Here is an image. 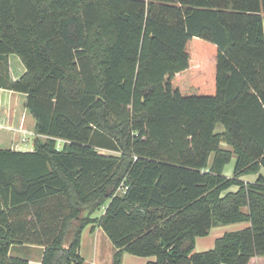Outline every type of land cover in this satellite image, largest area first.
Listing matches in <instances>:
<instances>
[{
    "label": "trees",
    "instance_id": "1",
    "mask_svg": "<svg viewBox=\"0 0 264 264\" xmlns=\"http://www.w3.org/2000/svg\"><path fill=\"white\" fill-rule=\"evenodd\" d=\"M11 53L25 70L0 86L36 136L32 150L0 148V264H30L9 254L25 244L43 247L40 264H81L93 222L112 264L264 256V176L239 180L264 167V0H0Z\"/></svg>",
    "mask_w": 264,
    "mask_h": 264
},
{
    "label": "crops",
    "instance_id": "2",
    "mask_svg": "<svg viewBox=\"0 0 264 264\" xmlns=\"http://www.w3.org/2000/svg\"><path fill=\"white\" fill-rule=\"evenodd\" d=\"M5 58L7 59V63H6L7 67H6L5 75H3L2 73V68H1L3 66V63H2L0 64V77L2 76L4 79L7 78V80L8 79L13 80L24 72L25 69L23 68L24 65L21 60L20 61L22 64L14 63V67H15V70H14L13 65L11 64V58L9 56H6ZM3 59L4 57L0 56V62H2ZM1 81L4 82V80L2 79ZM17 107H22L21 105H17V93L11 89L0 86V130L5 131V129H16L17 128L16 126H18L19 128L18 130H22V131L24 130L25 133L28 134L29 132H32V131H30L29 129L23 126L25 113H26L25 108H23V111L21 112V116L19 118L20 124H16L17 121H15V117H16L15 113L17 111ZM3 149H12V148L5 147ZM13 149L26 150V149H17V148H13ZM27 150H32V149H27ZM234 162H235V157H232L231 158V169L229 168L230 170L226 171L225 170L226 168L224 167L223 172L225 173V175L229 177L233 175ZM259 174L264 176V167H260L259 170L254 173L242 174L239 177V180L243 181L244 183L254 182ZM237 189H238L237 186L231 187V190L233 191ZM97 211L100 212L99 216H95V213ZM97 211L94 213V216H93L94 218L100 217L104 213L105 207L102 206ZM231 225H233L231 226V231L239 230L244 227H247L249 225V222L241 221V222L231 223ZM89 226L90 227L88 228V232H89V235L91 236L89 241H91L92 248L91 250H89L88 257H83L81 255V257L83 258V262L81 264H112L113 252L115 251V247L113 243L111 242L107 234L99 226L98 223L93 222V223H90ZM229 227H230L229 224L215 225L211 227L207 235L195 238L194 250L203 251V250L211 249L214 246L215 239L217 237H220L224 233V231ZM226 231H229V229H227ZM107 241L111 242V244L113 245V250L111 249V251H109L108 256L106 258ZM82 245H83V241H82V233H81L79 253H80V250L82 252V247H83ZM14 246L20 247L23 245H14ZM24 246L28 247L31 254L27 255L28 257L26 258L25 257H21V258L27 259L30 264H40L43 247L37 244H25ZM35 249H41V251L38 254V257H31L32 254H34ZM154 259H155L154 256H138V255H133V254L125 252L122 255L121 264H146L148 261H152ZM248 264H264V256H253L250 258Z\"/></svg>",
    "mask_w": 264,
    "mask_h": 264
},
{
    "label": "rangeland",
    "instance_id": "3",
    "mask_svg": "<svg viewBox=\"0 0 264 264\" xmlns=\"http://www.w3.org/2000/svg\"><path fill=\"white\" fill-rule=\"evenodd\" d=\"M7 56H9L11 58V64L13 65L14 70H15L14 63L15 64H22L18 55L11 53V54H8ZM2 63H3V66L1 67L2 73H3V75H5V71H6V67H7L6 66L7 59L5 57H4L3 61L0 62V64H2ZM23 68L25 69V67H23ZM22 111H23V107H17V111L15 113V115H16L15 121H17V123L15 122L16 124H20L19 118L21 116ZM16 127H17L16 129H5V131L0 130V148L7 147V148H12V149L13 148L26 149V150L27 149H33L34 148L33 142H34V138L36 135L35 134L29 135V133L28 134L25 133L24 130L23 131L18 130L19 129L18 126H16ZM215 131L216 132H222L223 131V126L221 123H217ZM41 138H43V137H41ZM63 142H64L63 140L57 139L56 147L61 148ZM220 146H221V148H224V149H231V147L224 141L220 142ZM101 151L107 152V153H114V152L109 151V150H101ZM225 168H226L225 169L226 171H229L231 169V161L229 163H227ZM224 175H225V173H224ZM227 177H229V176H227ZM94 213H92V217L94 216ZM99 214H100V212L97 211L95 213V216H99ZM229 226L230 227L227 229H229V231H231V226H233V225H231V223H229ZM89 227L90 226L88 224V226H86V228H84L82 231V241H83L82 246L83 247H82V252L80 250L79 254L82 255L83 257H88L89 256V250H91V248H92L91 247V241H89V239L91 238V236L89 235V232H88ZM64 241H65L64 245H67L68 241H69V237L65 238ZM106 244H107L106 258H107L109 251H111V249L113 250V245L109 241H107ZM34 251L35 252H34V254H32L31 257H38V254L40 253L41 249H35ZM194 251L199 252L200 250H194ZM30 254H31L30 250L28 249L27 246H24V245L20 246V247L13 246L12 250L10 251L11 256H18V257H25L26 258V257H28L27 255H30Z\"/></svg>",
    "mask_w": 264,
    "mask_h": 264
},
{
    "label": "built area",
    "instance_id": "4",
    "mask_svg": "<svg viewBox=\"0 0 264 264\" xmlns=\"http://www.w3.org/2000/svg\"><path fill=\"white\" fill-rule=\"evenodd\" d=\"M30 134H34L33 132H29ZM120 190L122 189V190H124L125 189V187L124 186H121V188H119Z\"/></svg>",
    "mask_w": 264,
    "mask_h": 264
}]
</instances>
